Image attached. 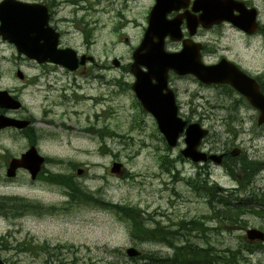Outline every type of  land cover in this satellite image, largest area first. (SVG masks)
<instances>
[{
    "label": "rangeland",
    "instance_id": "rangeland-1",
    "mask_svg": "<svg viewBox=\"0 0 264 264\" xmlns=\"http://www.w3.org/2000/svg\"><path fill=\"white\" fill-rule=\"evenodd\" d=\"M107 3L112 4L103 13L93 12L90 0L78 3L90 8L86 11L76 10V5H62L52 17L51 25L62 33L61 47H70L96 60L97 66L88 69L89 77L14 58L15 52L11 48L0 46V89L19 90L22 87L14 76L17 69L34 82L21 91V111L10 114L15 118L33 117L32 141L43 156L63 162L46 164L45 168L51 173L75 178L87 195L100 197L106 203L133 207L142 219H149V224L156 221L163 225L192 219L203 221L201 229L189 233L194 237L190 238L191 243L203 247L211 245L218 250L245 248L240 240L244 238L245 230H264V220L251 213H242L237 221L230 223L236 224L234 226L208 221L206 217L215 216L213 212L220 207H215L214 203L211 209L206 198L193 191L188 179L195 178L197 174L208 175V184L212 182L226 190L236 186L235 182L220 166L212 163L198 166L184 159L180 154L184 148L182 140L176 147H168L154 120L142 111L131 91L133 77L124 69L131 60L132 48L141 40L150 0H137L129 5V9L122 13L121 23L115 13L123 1L104 0L101 4ZM254 5L260 11L261 25H264V5L260 0H255ZM105 6L95 8L100 10ZM127 18L133 19L129 27L125 26ZM83 22L86 25L83 26ZM118 24L121 27L116 28ZM84 30L93 43L85 42ZM209 36L216 37L215 34ZM224 36L227 39L220 46L214 45L220 49L218 55L227 53L245 69L264 73V36L255 37L250 44L227 28ZM169 49L177 50L179 47L172 44ZM113 59L120 62V69L111 65ZM73 81L81 85L83 81L89 82L84 92L96 96L95 106L70 95L73 92L71 87L63 92L64 86H73ZM169 83L177 91L183 119L186 114L188 119H198L188 111L190 96L195 98L199 107L221 100L231 103L235 97L225 88H203L190 78L170 75ZM81 92L78 90L77 93L83 96ZM63 94L68 95L65 102ZM250 115L252 112L244 109L237 117L231 118L214 112V116L203 121L210 129V135L202 144V150L221 153L236 148L233 146L241 147L244 152L242 160L262 163L264 170V126L257 127V115ZM88 126L94 128L93 133L86 132ZM105 127L113 136L105 137L102 143L97 130ZM101 132L104 135L105 129ZM11 133L0 132V197H12L9 206L19 205L22 200L37 209L57 206L61 211H32L19 219L0 217V238L7 240L4 242L8 247L2 249L0 245V259L5 264L141 263L143 260L133 263L125 256L129 247H135L141 253L172 255V250L162 244L134 243L130 238L132 230L129 234L131 222L119 212L79 201L71 204L61 187L42 184L39 180V183L31 181L23 170L17 171L15 178L7 179L5 172L9 160L18 158L28 148L21 134ZM113 162L121 163L128 175L117 178L110 174ZM77 171L82 173L77 175ZM250 188L255 194H264V171L256 176ZM237 203L238 197L231 200L232 205ZM251 209L246 208L245 211ZM8 214L11 217L13 212L8 211ZM243 224L246 227L241 229ZM236 257L239 264H264L263 248L252 253L240 250Z\"/></svg>",
    "mask_w": 264,
    "mask_h": 264
},
{
    "label": "water",
    "instance_id": "water-1",
    "mask_svg": "<svg viewBox=\"0 0 264 264\" xmlns=\"http://www.w3.org/2000/svg\"><path fill=\"white\" fill-rule=\"evenodd\" d=\"M175 2L176 0H157L156 6L149 15L148 28L145 31L141 45L133 54L134 63L131 67V71L136 78L133 90L142 105L146 109H152L150 111L153 112L152 114L158 122V128L169 146L176 144L177 138L183 132L186 123L177 117L173 94L167 88L168 70H173L180 75L192 74L204 84L230 83L235 86V83L225 78L226 76L222 73L225 62L209 67L200 64L198 47L194 48L184 43V48L179 54H166L164 52L162 47L163 37L170 35L173 39H179L178 27L180 20L165 21V14L161 10L164 7H174ZM214 2H207L208 10L199 20L188 19V26L195 28L198 23H201L202 26L209 27L213 23L225 20L241 27L238 17H231L225 12L214 11L220 5L218 1ZM214 4L216 8L213 7ZM254 17L255 12L252 10L251 20ZM0 21V35L3 39L14 44L18 52L29 58H35L38 62L49 61L62 65L71 71L76 69L75 53L70 49L57 50L56 48L58 35L47 27L46 9L40 6L2 3ZM154 38H157L158 41L153 42ZM41 41L42 44H40ZM141 66L146 68V72L140 70ZM232 68L234 67L232 66ZM18 75L21 76L19 73ZM246 96L260 110L258 124L264 123V96L258 90L257 93L251 94L248 91ZM0 107L17 109L19 104L13 101L7 93L2 92L0 93ZM27 124V122H18L0 117V128L15 126L20 129ZM206 133L197 124L187 127L185 131V144L187 147L182 151L184 157H188L194 162L206 160L204 154L197 152V147ZM211 159L216 160L217 158L211 157ZM42 162L43 159L38 157L32 148L23 154L20 160L11 161L7 176L13 177L17 168H24L34 178ZM119 168V165H114L111 172L119 174ZM246 237L251 242L264 240V234L254 229L248 230ZM127 253L132 255L134 251L128 250ZM0 264L3 263L0 261Z\"/></svg>",
    "mask_w": 264,
    "mask_h": 264
},
{
    "label": "trees",
    "instance_id": "trees-1",
    "mask_svg": "<svg viewBox=\"0 0 264 264\" xmlns=\"http://www.w3.org/2000/svg\"><path fill=\"white\" fill-rule=\"evenodd\" d=\"M243 171L245 172V177L243 178V181H245V183L244 185L241 184V188H239L241 191H245L248 182L252 180L249 178L252 175V172L248 169H245ZM48 176L49 177L47 179L49 181H59V183L69 188L70 190H76L75 186L70 181H68L67 177L54 176L50 174ZM208 193L211 198L217 196L214 187H210L208 189ZM224 199L220 201V203H224V206L220 210L215 212L214 219H217L218 221L222 222L223 226H234L236 224L230 223L237 221V219H239V216L231 211L233 208H231L230 205L225 201L226 199ZM254 199L261 198L254 195ZM10 201H12L10 198H2L0 200L1 216L7 217L8 211H12L14 214V212L17 210L24 211L27 208L25 204H14L13 206H9L8 204ZM258 203L264 208V202L258 201ZM112 209H114L115 211L117 210L119 213H121L123 217L127 218L132 223H130L132 225V238L139 242L157 239L160 241H164L165 243H167V241L178 242L179 237H181V241L182 239L185 240V244L177 249V253H180V256L178 258L175 257L171 259V262L167 260L160 261L157 259V257H155L154 254H148L145 256V262L143 264H164L162 262H165V264H239L236 255L239 253L240 250H246L250 253L262 248L264 250V245L262 244H256L257 246H255L247 244L244 241L243 242L245 248H237V250L235 251L230 250V248L218 250L212 247L211 245H207L206 248H200L194 243H189L188 240L185 239V234H182V232L196 231L202 228L203 224H197L196 222H192V224H179L178 227L175 229H172L169 226H160V229H153L144 226V224H147L146 220L140 217L139 211H137L136 209H129L118 206H115L114 208L112 207ZM235 211H241V208L238 207L235 209ZM157 230L159 231V235L156 237L155 235H157ZM2 245H5L6 247L5 242H2Z\"/></svg>",
    "mask_w": 264,
    "mask_h": 264
},
{
    "label": "flooded vegetation",
    "instance_id": "flooded-vegetation-1",
    "mask_svg": "<svg viewBox=\"0 0 264 264\" xmlns=\"http://www.w3.org/2000/svg\"><path fill=\"white\" fill-rule=\"evenodd\" d=\"M3 0H0V2H2ZM16 1H20V2H22V3H25V4H31V5H43V6H45L47 9H48V12H49V14H50V17H53L54 15H55V13H56V8H57V2L59 1V0H16ZM240 1H243L244 2V4L248 7V8H250V7H252L251 5L253 4V0H240ZM190 8V7H189ZM185 9L184 11H190V9ZM176 14H172V17H174ZM221 27H229V28H231L230 26H228V25H226L225 23H223V24H221L220 26H217V27H213L212 29H210V31H213V30H219V28H221ZM232 29V28H231ZM233 30V29H232ZM204 32H206V31H204ZM209 32V31H208ZM241 36H243L244 38H248V39H250V35H246V34H244V33H242V32H238ZM200 34H203L204 35V33H202L201 32V30L199 31V32H197V34H196V36H195V38L194 39H196L197 40V38L199 37V35ZM184 37H187V34H185L184 35ZM2 43L3 44H5V42H2V40L0 39V46L2 45ZM168 44H169V46L171 45L169 42H168ZM208 44H209V41H207L206 42V44H204V45H202V54H204V55H202V57H203V59H204V61H206V62H208L209 61V59H210V57L208 56L209 54H214L215 53V51L214 50H212V49H208L209 48V46H208ZM222 58V57H221ZM228 59L229 60H231V61H233V62H236V64L238 65V64H240L238 61H235V59H233L232 57H228ZM239 66V65H238ZM246 74H248L249 76H252L257 82H258V84H259V87H260V90L264 93V73H254V72H251V71H249V70H247V69H245L244 67H242L241 65L239 66ZM83 72H85L84 70H83ZM25 81H27V80H24L22 83H24ZM22 86L24 85V84H21ZM22 89H23V87H21V88H19V90L18 89H7L6 91L8 92V93H10L11 95H13V96H15L16 98H19V95L21 94V91H22ZM1 90V89H0ZM16 93V94H15ZM241 97H233L232 99H231V101H233V102H231V103H228V102H225V103H228L227 105H225V103L222 105L224 108H225V110H227V112H228V114H230V115H236V114H238L239 113V111L241 110V109H244L245 110V107H244V105L242 104V102H241ZM247 110L248 111H251L252 112V114L254 113H256V111L254 110V109H252V108H247ZM2 112L0 111V114H1ZM8 113V112H7ZM9 114V113H8ZM29 135H31L30 134V130L28 131V133L27 134H24V136L27 138Z\"/></svg>",
    "mask_w": 264,
    "mask_h": 264
},
{
    "label": "bare ground",
    "instance_id": "bare-ground-1",
    "mask_svg": "<svg viewBox=\"0 0 264 264\" xmlns=\"http://www.w3.org/2000/svg\"><path fill=\"white\" fill-rule=\"evenodd\" d=\"M215 192V191H214ZM202 193H203V195H206V192L205 191H202ZM223 197V198H222ZM225 198V195L223 194V192H219L218 194H217V196H215V197H213V199L215 200V201H220V200H222V199H224Z\"/></svg>",
    "mask_w": 264,
    "mask_h": 264
}]
</instances>
